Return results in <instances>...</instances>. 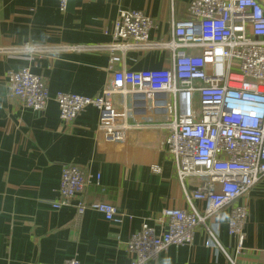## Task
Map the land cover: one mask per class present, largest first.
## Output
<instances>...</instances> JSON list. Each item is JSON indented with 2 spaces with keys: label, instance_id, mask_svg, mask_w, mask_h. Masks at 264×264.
Returning a JSON list of instances; mask_svg holds the SVG:
<instances>
[{
  "label": "crops",
  "instance_id": "crops-1",
  "mask_svg": "<svg viewBox=\"0 0 264 264\" xmlns=\"http://www.w3.org/2000/svg\"><path fill=\"white\" fill-rule=\"evenodd\" d=\"M191 0H69L62 12L58 0H0V264H130L127 243L142 225L166 209L201 212V202L190 201L198 180L182 181L174 157L167 151L166 128L131 130L119 143L98 133L100 114L93 107L73 122L60 119L54 97L72 93L94 97L112 82L114 70L162 69L170 65L165 50L117 52L102 49L111 42L114 24L123 10L144 12L155 22L152 41H169L174 22L185 19ZM264 6V0H262ZM30 44L46 51L16 54ZM66 46L82 52L61 51ZM30 68L42 76L52 100L40 113L10 96L11 72ZM75 165L101 187L87 186L82 198L115 205L126 214L121 225L98 212L78 215L75 205L54 209L64 166ZM160 166L161 173L152 172ZM245 202L241 200L240 203ZM244 249L229 235L230 210L213 219L218 224L219 254L204 246L208 236L198 228L192 244L170 246L147 264H264V178L249 192Z\"/></svg>",
  "mask_w": 264,
  "mask_h": 264
},
{
  "label": "built area",
  "instance_id": "built-area-1",
  "mask_svg": "<svg viewBox=\"0 0 264 264\" xmlns=\"http://www.w3.org/2000/svg\"><path fill=\"white\" fill-rule=\"evenodd\" d=\"M62 12L69 0H58ZM169 41L150 39L154 20L138 10H123L114 24L111 42L102 49L124 61L128 52L165 50L171 63L162 69L132 71L113 69L112 82L94 97L60 92L54 97L60 119L73 122L83 111H99L97 133L107 142L119 143L131 130L166 128L167 151L174 157L182 181L198 183L189 195L203 210H163L142 225L127 243L130 264H147L170 246L193 243L198 228L208 238L204 246L216 254L224 251L218 224L212 219L230 210L229 235L237 239V253L244 249L250 190L264 178V6L262 0H191L185 19L174 22ZM63 51L82 52L66 46ZM46 51L25 44L16 54ZM10 96L22 106L43 113L52 100L45 79L30 68L11 72ZM160 166L152 172L161 173ZM78 166H64L60 200L54 209L75 205L79 216L86 210L121 225L126 214L105 201L82 198L87 186L101 187V176L91 180ZM241 200L245 202L240 203ZM225 252V251H224ZM229 264H236L228 256ZM62 264H80L67 260Z\"/></svg>",
  "mask_w": 264,
  "mask_h": 264
}]
</instances>
